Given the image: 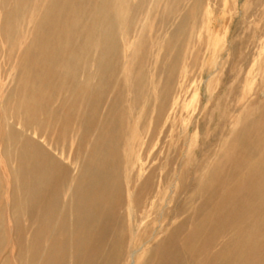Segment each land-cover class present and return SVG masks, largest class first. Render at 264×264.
Instances as JSON below:
<instances>
[{
	"label": "rangeland",
	"instance_id": "374dc122",
	"mask_svg": "<svg viewBox=\"0 0 264 264\" xmlns=\"http://www.w3.org/2000/svg\"><path fill=\"white\" fill-rule=\"evenodd\" d=\"M136 3L128 2L109 48L92 64L70 158L6 119L2 100L15 101L18 49L8 52L1 36L0 119L65 169L69 185L76 173L82 126L96 77L104 61L123 42L131 20V34L106 95L109 102L118 94L119 109L126 116L131 111L121 139L126 154L122 147L118 152L128 168L126 157L131 146L124 208L127 237L118 264H143L146 260L145 264H156L163 250L177 256L176 264H264V198L260 199L259 213L251 209L241 222L218 225L212 222L211 201H218L223 194L227 195L225 202L243 201V193L218 186L221 183L210 189L204 186L205 176L220 165L223 154L229 159L235 153H245L252 165L264 152V142L257 149L237 145L245 124L257 123L264 109V0H147L131 15ZM128 54L131 64L127 63ZM161 104L172 111L166 126L152 132ZM2 157L0 152V264H23L10 219V177ZM257 163V174L264 179V162L258 158ZM229 165L228 160L222 165L223 179ZM146 180L155 181V190L148 196L149 190L141 193ZM123 185L127 188L128 175ZM68 188L60 193L48 233L55 231L63 215L69 216ZM134 200L140 201L139 206ZM255 227L260 229V237L254 246L235 241L243 236L239 235L242 230ZM192 233L194 250L189 253ZM47 234L41 239L39 254L48 243Z\"/></svg>",
	"mask_w": 264,
	"mask_h": 264
},
{
	"label": "bare ground",
	"instance_id": "6f19581e",
	"mask_svg": "<svg viewBox=\"0 0 264 264\" xmlns=\"http://www.w3.org/2000/svg\"><path fill=\"white\" fill-rule=\"evenodd\" d=\"M129 1L0 0V36L8 52L18 49L13 78L18 87L15 101L10 104V101L2 100L6 119L57 154L70 158L80 126L83 88L92 64L109 48ZM146 1L137 0L131 15L136 8L142 9ZM130 34L131 20L123 42L98 72L94 95L82 126L76 173L69 185L65 169L31 139L7 127L0 119V152L10 177V219L17 233L19 258L23 264L119 263L127 237L124 208L131 175V146L126 157L128 168L118 152L122 147L126 154L121 139L131 111L126 116L119 109L118 94L109 102L106 95L117 75L119 57ZM128 57L127 63L131 64V54ZM171 111L172 108L164 104L158 107L152 132L166 126ZM262 112L257 123L249 121L245 124L237 145L261 147L264 142V109ZM248 156L235 153L228 159L223 154L220 165L205 176V188L221 183L218 186L228 187L244 196L243 201L225 202L227 195L223 194L218 201H211V217L215 224L238 223L251 209L255 213L262 210L260 199L264 198V179L258 176L256 169L258 158L264 162V152L252 165ZM227 160L230 165L223 179L225 168L222 165ZM126 175L127 188L123 185ZM153 183L146 180L141 193L144 195L149 190L148 196L154 192ZM68 186L69 216L63 215L55 231L48 233L61 199L60 193ZM139 204L140 201L134 200V205ZM259 232L258 227L242 230L239 235L243 236L241 239L237 236L235 241L242 240L254 246L260 237ZM46 234L48 243L39 254ZM188 240L191 244L187 250L191 253L194 250L193 233ZM176 257L173 252L163 250L158 254L156 264H176Z\"/></svg>",
	"mask_w": 264,
	"mask_h": 264
}]
</instances>
